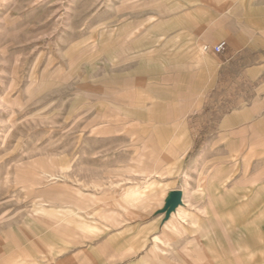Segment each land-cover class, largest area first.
Returning a JSON list of instances; mask_svg holds the SVG:
<instances>
[{
    "label": "rangeland",
    "instance_id": "1",
    "mask_svg": "<svg viewBox=\"0 0 264 264\" xmlns=\"http://www.w3.org/2000/svg\"><path fill=\"white\" fill-rule=\"evenodd\" d=\"M217 36H264V0H0V264H90L76 219L107 264H133L177 189L212 241L176 220L169 264H264V128L218 135ZM200 169L227 202L215 223ZM49 241L68 249L50 260Z\"/></svg>",
    "mask_w": 264,
    "mask_h": 264
},
{
    "label": "crops",
    "instance_id": "2",
    "mask_svg": "<svg viewBox=\"0 0 264 264\" xmlns=\"http://www.w3.org/2000/svg\"><path fill=\"white\" fill-rule=\"evenodd\" d=\"M227 39L230 42V52L225 58L218 57L216 54H209L210 58L214 62V67L216 68V76L214 79L213 88L217 86L218 81L222 82L221 77H229V80L225 81L223 87L230 89L232 94L229 93V103L227 106H214L216 112L223 111L224 116L222 118V128H219L221 131L218 135L223 136H239L242 135L243 130L249 128H264V36H217L216 41ZM209 47V44H206ZM223 72V73H222ZM229 75V76H228ZM222 86V84L220 85ZM243 90V91H241ZM207 94V93H206ZM207 96V95H206ZM210 97V96H208ZM231 98V99H230ZM206 101V100H205ZM203 104L195 111L198 112L201 109ZM212 106L210 105V108ZM209 108V106H207ZM197 178V194L209 196L210 205L207 207L196 206V208L203 214L205 218L209 221L215 223V221L220 220L218 214H212L211 207L216 206L218 208H224L227 202L225 199L217 198L213 193L216 192L217 186L215 181H211L207 187L204 186L206 181V176L203 173V170H199L196 174ZM182 193V204L176 207L168 217V221L163 226V229L160 234L155 236V243L150 250L145 255L141 256L133 264H169L168 256H170L169 249L162 247L159 243L161 241L167 242L172 238L173 229L178 230L179 227L176 225V220L181 223L188 221L193 227L199 228L201 236L209 242L212 241L211 233L212 228L209 225L200 221L191 210L190 206L194 204L188 199L187 194L181 190ZM192 198L196 196L191 193ZM192 200V199H191ZM222 202V203H221ZM81 208V207H80ZM214 213V212H213ZM182 216V217H181ZM76 231L74 232L75 237L77 235V240L75 243L80 244L82 241H78L82 236H88L91 242L90 246L87 247L85 251L89 256L90 264H107L108 260L103 257L102 246L94 245L95 239L98 237L99 227L96 224H89L88 222H83L80 219H76ZM239 231L237 227H230L229 232L233 235ZM80 232L82 234H80ZM155 234V233H154ZM39 235V234H38ZM259 237V234H256ZM148 241V237H145L140 243L136 245L133 244L131 249L133 250L130 253L131 256H135L139 250L145 248ZM65 245L57 246L54 242L49 241L50 254L53 259L57 254H62L66 248ZM206 247L208 244L205 245ZM249 245H245L244 251L249 249ZM209 250V249H208ZM168 252V253H167ZM163 254L164 258H159V255ZM151 255H153L151 257ZM11 256L14 257L12 254ZM13 257L5 258L6 264H16V261L10 259ZM130 257V256H129ZM155 257V258H154ZM168 257V258H167ZM212 257H216L212 255ZM158 259V260H155ZM217 262V257L215 258ZM240 264H248V261L243 258ZM27 264H40L38 258H31ZM225 264V263H222Z\"/></svg>",
    "mask_w": 264,
    "mask_h": 264
},
{
    "label": "bare ground",
    "instance_id": "3",
    "mask_svg": "<svg viewBox=\"0 0 264 264\" xmlns=\"http://www.w3.org/2000/svg\"><path fill=\"white\" fill-rule=\"evenodd\" d=\"M176 191H178V192L181 193V191H179V190H176ZM174 192H175V191H174ZM172 195H173V192L170 194V196L168 197V199H171V196H172ZM180 204H182V193H181V197H180V200H179L178 203L168 202L166 208H168V207H170V208H169L168 211L166 212V216L170 215V213H171L172 211H174V210L176 209V207L179 206ZM165 210H167V209H165ZM181 217H182V216H181Z\"/></svg>",
    "mask_w": 264,
    "mask_h": 264
},
{
    "label": "built area",
    "instance_id": "4",
    "mask_svg": "<svg viewBox=\"0 0 264 264\" xmlns=\"http://www.w3.org/2000/svg\"><path fill=\"white\" fill-rule=\"evenodd\" d=\"M227 47V41L223 40L214 45L213 50L217 53H221Z\"/></svg>",
    "mask_w": 264,
    "mask_h": 264
},
{
    "label": "water",
    "instance_id": "5",
    "mask_svg": "<svg viewBox=\"0 0 264 264\" xmlns=\"http://www.w3.org/2000/svg\"><path fill=\"white\" fill-rule=\"evenodd\" d=\"M180 197H181V194H180V192H177V194H176V196H175V198H174V200H173V202H172V203H178V202H179V200H180Z\"/></svg>",
    "mask_w": 264,
    "mask_h": 264
}]
</instances>
